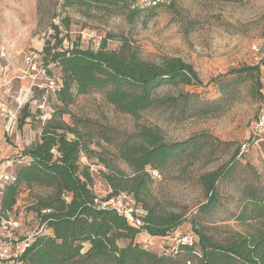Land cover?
Here are the masks:
<instances>
[{
	"label": "trees",
	"instance_id": "trees-1",
	"mask_svg": "<svg viewBox=\"0 0 264 264\" xmlns=\"http://www.w3.org/2000/svg\"><path fill=\"white\" fill-rule=\"evenodd\" d=\"M55 1H58V8L71 9L92 22L121 17L129 25L146 24L155 17L156 8L166 3L153 5L149 4L150 0L144 3L138 0ZM56 17H62L60 24L51 21L53 32L41 53L45 67L53 63L60 70L62 77L55 92L63 107L73 104L82 94L98 91L109 105L134 117L159 107L176 110L182 115L191 108V115L205 117L219 111L226 95L237 85L246 86L254 98L263 97L261 69L264 58L257 64L234 67L214 78L223 95L219 99L202 100L199 93L189 91L159 95L158 88L165 85L202 86L199 72L180 57L161 62L146 60L126 37L114 49H108L106 44L113 35L104 39L97 49L83 47L79 41H73L70 34L71 16L57 13ZM66 39L71 41L70 45L64 44ZM65 112L61 108L60 113ZM58 114L54 113L44 123L39 140L22 150L21 155L27 161L15 168L13 180L6 182L0 193L6 212L17 204L23 188L48 191L45 195H36L29 206L39 217L43 229L19 257L21 264H264V177L250 164L238 171L239 147L230 160L196 177L206 201L197 207L190 220L181 213L159 215L150 204L152 172L159 173L169 164L180 166L182 172L199 161H213L225 142L206 131L184 141L168 142L159 126L149 125L139 126L117 139L105 128L95 127L88 118H73L70 124L57 119ZM29 116L31 113H26L21 122ZM101 141L115 144L118 160L132 169L128 174L99 155L98 163L107 169L99 172L112 190L105 198L97 196L90 165L82 161L84 155L92 158L98 154L91 145L101 146ZM222 184L236 185L241 202L235 217L246 230H231L218 239L200 222V216L212 215L223 206L219 192ZM123 191L130 193L144 208L146 216H140L142 225L129 222L115 209L101 208L96 202L106 201ZM184 222H190L192 232L179 237L191 236L192 244H181L175 238V245L166 246L159 254L135 241L144 231L154 238H168ZM44 229L51 233L43 232ZM120 240L127 241L126 245L121 246Z\"/></svg>",
	"mask_w": 264,
	"mask_h": 264
},
{
	"label": "rangeland",
	"instance_id": "rangeland-1",
	"mask_svg": "<svg viewBox=\"0 0 264 264\" xmlns=\"http://www.w3.org/2000/svg\"><path fill=\"white\" fill-rule=\"evenodd\" d=\"M144 1L148 0H138L139 3ZM58 7L55 0H0L1 172L15 174V168L27 161L21 155L22 150L39 140L44 123L58 112L60 121L73 124V118H88L95 127L105 128L117 139L139 126L149 125L159 126L168 142L184 141L205 131L225 142L215 153L213 161H199L182 172L176 164L167 165L158 175L152 172L154 181L150 204L159 215L181 213L190 220L197 207L206 201L196 177L230 160L237 147L241 149L237 156L238 171L250 164L264 177V135L261 134L264 130L255 125L258 116L264 115V87L261 90L263 97L257 95L254 98L246 86H235L222 101L221 109L205 117L191 115V108L182 115L164 107L145 110L139 117H134L109 105L98 91L82 94L73 104L63 107L55 92L62 77L60 70L53 63L45 67L41 53L53 32L51 21L60 24L62 17H56L57 13L69 15L73 20L72 39L83 47L97 49L104 39L113 35L106 44L108 49H114L126 37L137 46L140 57L146 60L161 62L166 58L180 57L193 64L199 72L202 86L165 85L158 88L159 95L189 91L199 93L202 100L219 99L223 95L214 78L226 74L231 68L257 64L264 58V0H171L157 7L155 17L146 24L135 25L127 24L121 17H111L107 22H92L71 9ZM64 44L70 45L71 41L66 39ZM261 70L264 86V67ZM61 108L66 112L60 113ZM28 112L31 116L21 122ZM101 144H92L91 148L98 154L92 158L84 155L82 161L90 165L97 196L105 198L112 190L99 172L107 170L98 163L99 155L119 165L128 174L132 169L118 160L114 153L115 144L104 141ZM219 192L223 206L212 215L200 216V222L218 239L231 230H246V226L235 217L241 202L236 185L222 184ZM47 193L44 188H23L17 204L6 212L5 218L12 224L0 223V237L3 234L10 236L15 244L27 237L34 238L37 232L42 231L43 224L29 206L36 195ZM136 208L139 216H146L137 201ZM43 232L51 233L47 229ZM190 232V222H184L168 238H154L144 231L135 241L162 254L166 246L175 245V238ZM126 243L125 240L119 241L121 246ZM14 253L15 249L8 252Z\"/></svg>",
	"mask_w": 264,
	"mask_h": 264
},
{
	"label": "built area",
	"instance_id": "built-area-1",
	"mask_svg": "<svg viewBox=\"0 0 264 264\" xmlns=\"http://www.w3.org/2000/svg\"><path fill=\"white\" fill-rule=\"evenodd\" d=\"M170 2L171 0H150L149 4H156L157 2ZM255 125L260 130H264V115H260L258 119L255 120ZM154 174L158 175L157 171H153ZM13 175L9 172L0 171V193L1 190L4 188V185L6 182L12 181ZM96 202L99 204V207L101 208H111L115 209L118 214L126 216L128 221L130 222H136L138 225H142L143 221L140 218V216L137 214V208H136V201L133 198V196L130 193L127 192H120L114 197L100 202L99 200H96ZM7 212V211H6ZM6 212L3 209V203L1 202L0 198V223L1 225H6V223L12 224L11 220H8L6 217ZM17 224V223H15ZM0 230V234H1ZM3 234V233H2ZM32 237H27L25 239H22L21 241H18L14 244L12 242V238L10 236H5L3 234L2 237H0V264H21L19 262V257L22 255V253L25 251V248L30 244L32 241ZM177 242L181 244H192L193 238L189 235L178 237ZM12 249L16 250V253L14 254H8V252ZM167 255H170L171 252L165 251L164 252ZM189 264H191L189 262Z\"/></svg>",
	"mask_w": 264,
	"mask_h": 264
}]
</instances>
